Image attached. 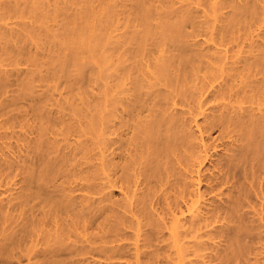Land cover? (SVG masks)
<instances>
[{"label": "bare ground", "instance_id": "6f19581e", "mask_svg": "<svg viewBox=\"0 0 264 264\" xmlns=\"http://www.w3.org/2000/svg\"><path fill=\"white\" fill-rule=\"evenodd\" d=\"M89 1L84 4L92 6L93 2L91 4ZM203 1H205V8H209L204 11L209 10V13L210 11L220 12V10L230 7L232 11H237L236 16L240 17L245 16L249 11H254V7L257 9L255 3L259 0ZM230 2L231 4H229ZM146 3H140V7H137L140 11L139 25L141 30L132 33V37L130 35V38L138 45L133 53L130 52L134 59L143 55L145 43L152 34L151 7L149 9ZM90 12L92 14L93 11L90 10ZM93 16L95 15H89L88 18H94ZM192 17L189 15L187 17L181 16V21L178 18V25L175 24L169 30H175L173 33L186 37L183 24L189 22ZM67 26L68 30H66L67 35L65 37L68 55L64 58L68 62L77 64L76 66L81 65L85 58H90L89 55L96 57L104 42L107 43L108 32L107 35L102 34L105 29L100 30L101 27L98 29L101 34L95 35L97 33L95 30L96 33L88 36L91 26L85 25L86 28L91 27L89 30L85 29V26L84 28L76 27L73 22H69ZM233 29L232 31L227 29L222 36H228L229 39L233 38L232 36L235 34ZM221 30L223 31V29ZM86 38L91 39L89 42L91 45H86L89 46V49L83 48L84 46L81 45L83 41L87 40ZM128 38L127 41L130 39ZM181 42V49L178 48L179 57H175L176 61L170 59L173 63L177 64L178 62L177 67L173 66L175 63L171 65L167 61H163L164 65L160 64L157 67L156 72L159 77L157 74L156 76L161 78L159 81H162V84L169 85V88L186 78L183 76L188 73L187 70L194 68L192 66L195 60L192 61L188 58L187 49H185L187 46L184 44L185 42ZM120 44L122 42L119 43V46ZM6 45L1 49L3 56L15 51L8 49L11 48L9 44ZM116 45L118 46V43ZM119 46L118 49H120ZM115 49L113 51L117 50ZM16 52L18 51H15V56L11 53L14 58L19 56L16 55ZM216 54L218 55V53ZM18 58H20L18 62L21 61V57ZM263 61L264 57L256 62L255 67L261 68ZM249 65V68L253 66L250 63ZM189 66L192 68L189 69ZM208 66H210L209 63ZM219 66L217 65V67ZM79 67L81 68L82 65ZM172 67L174 70L177 68L176 71L173 72ZM210 67L209 70H212L213 68ZM216 69L218 68H215L214 71ZM216 72L215 74L218 75ZM4 74L3 71L4 78L0 76V178L5 176L9 179L11 174L14 175H12L14 178L15 176L21 178L12 184V188H5L6 190L0 193V196L4 194L0 198V264H12L14 260H17L18 264H23L24 261L27 264H149L146 262L160 264L165 257L168 260L175 256L176 264H184V254L186 249H189V245L193 252L191 253L192 256L196 254L197 257L204 252L209 251L210 253L211 251L218 258L214 257L215 260H221L222 264H229L230 260L232 261L233 258L236 259L237 256H242L245 253L250 256L254 255L253 260L256 259L255 262L253 261L254 263L247 264H264V108H262L264 89L262 87L256 86L250 91H245L241 87L243 91L239 92L240 89L234 91V87H228L226 91L220 88L214 91L215 88H211V90L208 86L207 88L201 86V90L199 89L200 91L194 101H197L196 106L192 107L190 113L192 118L189 124L193 123L195 128L190 133H186L190 127H185L182 123L183 120L181 121L179 118V112H177L179 115L177 116V114H173L174 112L169 111L172 93H161L160 91V93L153 95V100L158 98V102L152 100L154 110L149 109L147 115L154 118L149 121L147 120L148 117H144L146 118L144 121L142 120L144 118L138 116L140 112L143 114L146 100L137 99L135 106L129 110L135 125L132 136L125 139L126 144L123 142L124 138H122L123 134L121 133L124 131L120 132V130H123L125 126H128L127 129L130 128L129 123L125 126L124 123L119 124L118 129H112L114 131L112 136L115 138L105 141L106 149L103 150L100 160H97L99 162L102 160L101 164L104 167L106 165L112 167V171H110H114V174L109 172V178L106 182L97 185V183H92L93 176L89 175L90 167L88 173L78 168L75 160L80 159H75L77 158L75 152V154L72 152L71 154L61 153L63 155L60 156V152L56 150L54 153L59 155V158L57 156L58 159L55 157V160L47 161L51 158L52 154L49 155L51 149H59L53 148L55 143H59L55 140L50 142L51 145H48L50 144L49 139H47L49 141L45 140L48 144H44V141L40 142L43 138L46 139L47 131L53 129L56 130L55 135H61L63 132H68L72 127L65 124L66 121L63 122L60 118L54 119V117L52 121L51 118L43 117V111H41L43 106L40 104L37 105V109L41 107L36 109L38 113L41 112L42 120L41 118L39 120L43 122V118L47 119L48 121L44 123V126H47L46 123L49 122V130L42 123V126L38 125L40 132L36 130L39 132L36 133L37 137L35 139L28 137L29 140L31 139L28 145L32 146L33 144L31 151L35 150L37 153H33L38 157L30 158L32 157L31 152H28L22 166L16 167V161L11 164L13 158L11 157L12 146L10 144L12 143L9 142L14 136H10L9 133L11 127L9 124L13 117H10L9 114H11L10 107L13 104L12 101L10 103L7 100L8 85L6 82L8 81ZM259 84L264 85V79H261L257 85ZM26 86L27 84L23 85L25 87L23 90L27 89ZM23 90L21 94L24 92ZM27 94H19V98L21 96L26 98ZM24 97L22 100H25ZM227 97L233 98L231 99L233 102L229 101V104L225 106L217 107L215 105L217 101H225L228 99ZM15 100L17 99L13 100L14 104ZM244 100L249 104L248 107L241 106ZM35 101L37 102V100ZM39 103H41V98ZM40 116L38 114V117ZM199 117L203 118L201 123ZM131 119L129 117L128 120ZM187 120L189 122V119ZM38 124H40L39 121ZM38 126L36 125L37 128ZM57 127L61 132L59 134ZM183 129L186 131L183 132ZM216 129L219 131V135L213 138L211 132ZM44 131L46 132L43 133ZM23 139L28 143L26 138ZM16 140L17 142L20 141L19 139ZM100 142L102 143V141ZM85 143L79 144L80 146L83 145L82 150L83 148L86 150L84 145H88L89 142ZM91 143V145H95L94 142ZM42 144L44 146L47 144V147L44 148ZM48 146L53 147L48 148ZM124 146L127 147L124 148ZM87 148L89 149L88 146ZM27 149L30 150L31 147L27 146ZM42 149L47 151L48 154L46 153V155L49 157L45 156ZM67 149L69 148L67 147ZM88 149L86 153H89L90 150ZM219 149L223 153H220ZM48 150L50 151L48 152ZM74 150L78 151L76 148ZM63 151L65 150L63 149ZM40 153L44 155L42 156ZM82 155L84 156L85 153ZM85 156L84 158L81 157L82 161H85ZM45 157L48 159L46 160ZM205 162H210L213 165V171L209 175L205 174ZM14 172L19 173L16 175ZM5 184L10 185L8 182ZM14 186L19 187L14 189ZM113 189L125 192L122 202L112 199ZM137 191L142 192L140 194ZM78 192L85 193L78 196L76 195ZM94 196L101 197L95 200ZM100 220L102 221L99 222ZM95 226L96 228H94ZM17 228L20 229L17 230ZM93 228L96 229V233H87L89 229L93 230ZM81 229L84 233L80 232L78 237V232ZM127 229L134 230V233L132 235L127 234L125 232ZM82 234H84L83 237H81ZM130 240H133L134 243L128 245ZM184 240H192L193 242L186 243L183 242ZM221 243H225L223 247ZM256 245L261 247H256ZM130 246L134 248L131 249ZM221 248L222 250H220ZM170 250H174V256H171ZM131 252L133 253L131 254ZM168 252L170 254L167 255ZM211 253L202 255H206V259L210 258L207 261L200 257L203 260L201 261L202 264L213 262L212 257H210ZM165 254L167 256L163 257ZM260 255L263 256L258 258ZM142 257H145L146 260L143 261ZM93 259L99 261H93ZM235 259L233 261L237 260ZM141 260L142 262H140ZM194 264H199V262H194Z\"/></svg>", "mask_w": 264, "mask_h": 264}, {"label": "rangeland", "instance_id": "374dc122", "mask_svg": "<svg viewBox=\"0 0 264 264\" xmlns=\"http://www.w3.org/2000/svg\"><path fill=\"white\" fill-rule=\"evenodd\" d=\"M88 1L89 0H0V76H2L1 78H4V71L6 80L9 82H6L8 85H6L8 87L6 90L7 100L10 103L12 101L13 104L11 105L12 107H10L11 114H9V116H15V120L13 117V120L10 118L11 123L9 124V126L11 125V127L9 129V133L10 136L14 137H11L12 139H10L11 142L9 143H12L10 144L12 146L11 157L13 158L11 160V164L16 161V167L22 166L23 161L25 160V156H27L28 152H31L30 154L32 157L30 158L37 156L35 155L37 153H35V150L33 151L35 154L31 151L33 149V144L32 146L28 144L31 140H29V138L35 139V137H37L36 133L38 134L40 132V130H38L40 126L38 125L42 126L43 123L44 126V123L48 121L47 119L50 118L52 121L54 119L60 118L63 122L66 121L65 124L70 125V127L72 128L68 132H63L64 134L62 133L61 135H55L56 130L54 131L50 127V129H52L53 131H47V136L45 135L46 139L43 138V140L40 142L42 143L44 141V144H48V142L46 141L50 140L49 143H52V140L53 142L55 140L59 143H55V146L53 143L52 145L54 147L48 146V148L57 147L59 149H51V151L48 150V152L50 151L49 155H52L51 158H47V160V151L45 152V150H43L45 147H47V144L45 146L42 144L44 146L42 151L46 156L45 159L47 161H51L58 159L59 155L61 156L68 153L71 154V152L73 154L76 153L77 155L75 154V156L77 158L75 159H80L78 161L75 160V163L77 162L76 164L78 168L83 169L84 171H86V173H88V169L90 167L91 169H89V171L91 172H89V175L91 177L93 176L91 179L93 180L92 183H97V185H100L106 182V180L109 178V172L112 171V167H110L109 165H106L104 167V165L101 164L102 160L101 162H99L101 158L100 156L102 155L103 150L105 151V146H107L105 141L107 139L115 138L114 136H112V133L114 132L112 129L116 130V128L120 127L122 123H124V126L129 123V126H131L130 128L127 129L128 126H125L123 130H120V132L124 131L121 132L123 134L122 138H124V141L122 139L121 140L126 144L125 139L132 136V130H134L133 126L135 125V121H133L130 116V114L132 113H129V110L131 107L135 106L137 99L139 100L140 98L146 100H144L145 109L142 111L143 114H141L140 112L141 116L140 114L138 115L140 118H144L148 117L147 112L149 109L154 110L153 102H158V98L156 100H153V95L155 93H160V91L161 93H172V100L169 101L172 106H169V111L172 113L174 112L173 114H177V112H179L178 114L182 118L178 114L177 116H179L181 121L183 120L182 123L185 125V127H190L191 129H187L189 131H186L185 128L183 129V132L186 131V133H190V131L195 130L194 124H189L190 119L192 118V116H190V113L192 112V107L194 108L196 106L197 101H194L196 100V97L201 90V86L204 88H207L208 86L210 87V89L215 88L214 91L219 90V88L226 91L228 87H234V91H239L240 89L239 92H242L244 89L245 91H250L256 86H258V88L262 87L264 89V85H257L258 82L261 81V79H264V61L262 62L261 68L255 67L256 62L264 57V0H259L255 3L257 9L254 7V11H249L245 16L240 17H237L236 15L238 12L232 11L230 7L220 10V12L210 11V13H212L210 14L209 10L204 11L209 8H205V1L203 0L89 1V3L91 4L93 2L94 7L93 5L89 6V3V5L84 4ZM140 3H146L147 6H149V9L151 7L150 14L153 21L151 27L153 29L151 36L145 43L143 55L134 59L132 58V53L137 49L138 45L137 42L133 41L132 38H130V35L135 31V33H137L139 30H141L139 25L140 11H138L139 9H137V7H140L141 5ZM229 4H231V2ZM88 7L91 11H93L92 14ZM89 15L95 16H93L94 18H88ZM188 15L193 16V19L191 18L192 21L190 20L189 22L183 24V31L186 37H181L177 33H173L175 32V30H169L170 27H173L178 23V18L181 21V16L187 17ZM69 22H73L76 27L79 26L84 28L85 25L91 26L92 28H86L85 26V29H93H90L91 32L90 30L88 31V36L89 34L92 35L93 33H96L95 30H97V33L95 35H99V33L101 34V29H105L106 31L102 32V34L105 33V35H107L106 33L108 32L107 43L104 42L105 46L103 44L101 49H99V53L96 57L89 55L90 58H87L88 60L85 58L81 64L83 67H81L82 69L79 67L81 65L76 66L77 64L75 65L74 63L68 62L65 59L67 57L66 55H68V49H66L68 48V46L66 45L67 43L65 36L67 35L66 30H68L67 25ZM99 28L100 30H98ZM221 29H223V31ZM227 29L228 31H232V29L234 30V35L232 32L233 38L229 39L227 38L228 36H222ZM223 37L225 40L222 39ZM229 37H231V35H229ZM127 38L129 39L128 41L126 40ZM86 39L88 40V38ZM87 40H85L87 42L86 44L85 41H83L81 45L82 47L84 46L83 48L89 49L88 47L91 45L89 43L91 39L88 41ZM181 41L185 42L184 44L187 46H185V49H187L186 54L188 55V58L192 59V61L195 60L194 63L192 62V67L194 68L189 66V69H192L187 70L188 73L186 72V76H183V78H186L181 79L179 82H177L176 85H174L175 87L173 86L172 88H169V85H167L166 83L162 84V81H159L161 80V78H158L159 75L156 72L157 67L160 64L162 65L163 61H167L168 63L170 62L169 64L171 65L175 63L171 62L170 59L175 60V57H179L180 53L178 51V48L181 49ZM121 42L122 44H120L119 46V43ZM7 43L10 45L9 47H11L8 49H11L12 51H18L16 52V55H19L17 56V58L13 57L15 51L13 53L11 52L13 55L11 53L9 55L7 54L6 56L2 55L1 49H3V46H5ZM116 43H118L120 49H118ZM87 44H89V46H86ZM22 49L25 53L22 51ZM113 49H115L116 51H113ZM130 52L132 53L130 54ZM216 53H218V55ZM190 54L192 55V57ZM18 57H21V61L19 62L18 60H20V58ZM101 59L102 63L100 62ZM208 63L211 67L208 66ZM219 63H221L222 65H220ZM249 63L253 65L251 68H249ZM177 64L175 63V65L173 66L177 67ZM216 64L220 66L217 67ZM197 67H200L199 70ZM209 67L213 69L209 70ZM173 68L174 67H172V69ZM215 68H218L219 70L216 69L214 71ZM176 69H173V72L176 71ZM31 72L35 73L33 74ZM215 72L218 75H216ZM156 74L158 77L156 76ZM212 76L214 80L211 79ZM26 84L27 89L23 90V88L25 89L23 85L25 86ZM28 85L31 87H29ZM241 87L243 88V90ZM22 90L24 92L21 94ZM28 90L31 91L29 92ZM25 92L29 95L27 94L26 98L23 96L25 100H22L23 97L21 96L22 98H19V94L24 95L26 94ZM43 97L46 99L44 100ZM40 98L41 103H39ZM14 99H17L19 101L15 100L14 104ZM231 99L233 98L225 99V101L219 100L215 103V105L217 107L228 105L229 101L233 102V100ZM35 100H37V102ZM39 104L43 106H40L42 108L41 111H43L44 113H42V115H44L43 117H47L46 120L45 118H43L45 120H43V122L41 121V112L38 113V111H36L37 105L39 106ZM241 106L248 107L249 104L246 103V100H244V103L241 104ZM263 106L262 108H264ZM37 113L40 117H38ZM23 116L26 117H24V120ZM129 117L131 120H128ZM39 118H41V120H39ZM148 118L147 120L149 121L154 117ZM145 119L146 118L142 120L145 121ZM187 119H189V122ZM198 119L200 123L203 120L202 117H199ZM38 121L40 124H38ZM48 123L49 122L46 123L47 126L45 125L46 127H48L47 130H49ZM18 124L19 126L17 127ZM187 124L190 126H188ZM36 125L38 126V128L36 127ZM36 130H38L39 132H37ZM45 132L46 131H44L43 133ZM57 132L58 134L60 132V130H58V127ZM218 135L219 131L217 129L211 132V136L213 138L218 137ZM22 137L26 139L29 137L27 139L28 143L25 142L26 140ZM16 139H19V142L21 143L17 142ZM100 141H102V143ZM81 142H83V144L84 142H89L88 145H84L86 150H84V148L83 150L85 152L82 150L83 145H79ZM91 142H94L95 145H91ZM193 142L195 143V141H192V143ZM51 143L48 145H51ZM27 146L31 147V149H27ZM87 146L89 147V149L87 148ZM67 147L69 149H67ZM126 147L124 146V148ZM74 148H76V150L78 151H75ZM63 149L65 151H63ZM87 149L90 150L89 153L87 152L88 154L86 153ZM24 150H26V153L24 152ZM56 150L60 152L59 155L54 153V151ZM219 151L220 153H223V151L221 152L220 149ZM80 152L82 154L85 153V161L81 160L82 158H84V156ZM80 155H82L83 157ZM88 158L91 160H89ZM87 159L88 161H86ZM116 161H119V159H116ZM15 164H13V166H15ZM85 165L88 167H86ZM78 168L77 170H79ZM204 170H206L205 174L209 175L210 172L213 171V165L210 162H205ZM15 173L17 175V173L19 172H14V174ZM111 173L114 174V171ZM12 175L13 174H11L9 179L5 176H2V178H0V184L2 183L0 187V193L8 189V187L12 188V184L18 182L21 178H18L19 176H15L14 178L12 177ZM5 179L6 182L10 183L9 186L5 184ZM18 187L19 186H14V189H17ZM137 192L140 193L142 191ZM84 193L85 192H78L76 193V195L80 196L84 195ZM138 193L137 195H139ZM6 194L8 195V193ZM100 197L101 196H94V199L96 200ZM112 197L113 200H119L118 202H122V199L125 197V192L113 189ZM101 221L102 220H100L99 222ZM94 228H96V226ZM94 228L93 230L89 229L87 233H96L97 231ZM19 229L20 228H17V230ZM81 230L78 232V237L80 236V232L84 233V231ZM125 232L127 234L130 233L129 235H132V233H134V230L130 231V229H127ZM83 235L84 234H82L81 237H83ZM183 242L190 243L193 241L184 240ZM132 243H134L133 240H130L128 242V245H131ZM140 244L142 245V243ZM224 244L225 243L222 244V247L224 246ZM130 247L132 249L133 246ZM188 247L189 249H186V253L184 252V264H190L191 262L192 264H194V262H199V264H202L201 261L203 260H201L200 257H203L204 261L210 259L209 257L206 259V255L202 256L203 254H208L209 251H207V253L204 252L203 254H200L201 256L198 255L196 257V254H193V256L191 255V253L193 252L192 250H190V245ZM256 247L261 246L256 245ZM220 250H222V248ZM15 253L19 254L16 251ZM132 253L133 252H131V254ZM170 253H172L171 256H174L175 254L174 250H170ZM170 253L168 252L167 255ZM245 254H242V256H237V260L233 258L232 261L230 260L229 264H247L252 263L254 260H256H253L254 255H251V257L248 254L244 256ZM167 255L165 254L163 257ZM211 255L210 257H212L213 262L208 264H222L220 262L221 260H217L218 258L214 256L215 253H211ZM262 256L263 255H260L258 258H261ZM175 257H171L173 262L168 258V260H166V257L163 260H161L160 258V264H176V260L174 261ZM214 257L217 259L215 260ZM144 258L142 259L143 261L146 260ZM234 259L236 261H233ZM142 260L140 262H142ZM14 261H12L13 263H11L18 264L17 260ZM93 261L99 260L93 259ZM146 263L151 264L152 262ZM23 264H27V262L24 261Z\"/></svg>", "mask_w": 264, "mask_h": 264}]
</instances>
